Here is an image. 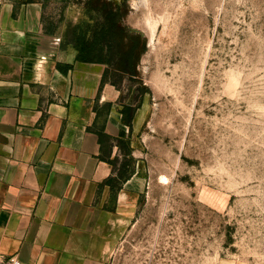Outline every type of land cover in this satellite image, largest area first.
Listing matches in <instances>:
<instances>
[{
  "label": "rangeland",
  "instance_id": "rangeland-1",
  "mask_svg": "<svg viewBox=\"0 0 264 264\" xmlns=\"http://www.w3.org/2000/svg\"><path fill=\"white\" fill-rule=\"evenodd\" d=\"M43 1L66 48L103 0ZM118 2L148 49L112 79L151 112L146 192L110 264H264V0Z\"/></svg>",
  "mask_w": 264,
  "mask_h": 264
},
{
  "label": "crops",
  "instance_id": "crops-1",
  "mask_svg": "<svg viewBox=\"0 0 264 264\" xmlns=\"http://www.w3.org/2000/svg\"><path fill=\"white\" fill-rule=\"evenodd\" d=\"M62 36L43 0H0V259L110 264L146 192L140 134L151 108L102 83L106 65L78 61ZM131 158L128 179L112 189L107 180Z\"/></svg>",
  "mask_w": 264,
  "mask_h": 264
},
{
  "label": "trees",
  "instance_id": "trees-1",
  "mask_svg": "<svg viewBox=\"0 0 264 264\" xmlns=\"http://www.w3.org/2000/svg\"><path fill=\"white\" fill-rule=\"evenodd\" d=\"M89 4V8L95 11L96 16L90 15L84 25H77L66 32V37L78 52L77 60L106 65L102 83L109 81L117 85L112 79L113 72L137 77L141 57L148 49V38L126 24L125 18L129 12L127 4L125 2L119 4L118 0H103L98 6H94L93 1ZM147 91L143 89L140 101ZM122 113L124 123L130 125L133 118L132 107L124 106ZM97 133L101 143L110 139L104 132V126H101ZM124 139L125 132H122L119 138L120 145L126 154L130 155V139ZM107 161L115 166L117 159ZM129 161L130 159H125L116 176L107 180L112 189L118 191L122 183L128 179Z\"/></svg>",
  "mask_w": 264,
  "mask_h": 264
},
{
  "label": "built area",
  "instance_id": "built-area-1",
  "mask_svg": "<svg viewBox=\"0 0 264 264\" xmlns=\"http://www.w3.org/2000/svg\"><path fill=\"white\" fill-rule=\"evenodd\" d=\"M0 264H24L17 256L0 259Z\"/></svg>",
  "mask_w": 264,
  "mask_h": 264
}]
</instances>
